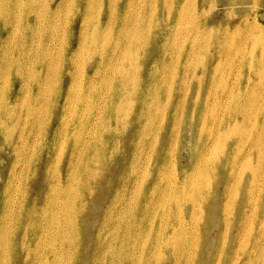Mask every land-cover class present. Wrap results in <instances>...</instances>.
I'll return each mask as SVG.
<instances>
[{
	"label": "rangeland",
	"instance_id": "374dc122",
	"mask_svg": "<svg viewBox=\"0 0 264 264\" xmlns=\"http://www.w3.org/2000/svg\"><path fill=\"white\" fill-rule=\"evenodd\" d=\"M264 0H0V264H260Z\"/></svg>",
	"mask_w": 264,
	"mask_h": 264
},
{
	"label": "bare ground",
	"instance_id": "6f19581e",
	"mask_svg": "<svg viewBox=\"0 0 264 264\" xmlns=\"http://www.w3.org/2000/svg\"><path fill=\"white\" fill-rule=\"evenodd\" d=\"M237 1H240V0H236V2H237ZM259 262H260V264H264V259H260Z\"/></svg>",
	"mask_w": 264,
	"mask_h": 264
}]
</instances>
